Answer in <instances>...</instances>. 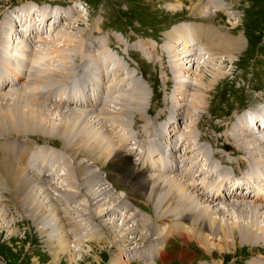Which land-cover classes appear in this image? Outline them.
<instances>
[{
    "label": "rangeland",
    "instance_id": "1",
    "mask_svg": "<svg viewBox=\"0 0 264 264\" xmlns=\"http://www.w3.org/2000/svg\"><path fill=\"white\" fill-rule=\"evenodd\" d=\"M34 1L52 2L56 0ZM57 1H63L62 3H67L72 2L73 0ZM80 1L82 4L81 9L83 10L76 16H81L83 21H76L74 22V25L71 24V27H69L70 24H68L67 21H63L61 24L54 26V29L51 30L52 32L45 29L44 34L47 36V38L44 39L51 40L52 38L56 40L53 42L61 47V49L63 47H68L69 49L70 58L67 63H69L70 66L68 67L70 69L63 65V56L61 58L62 65H60L61 63L59 62H55L56 65L59 64L57 66L58 70L67 69L71 71L73 68L72 70L75 72L71 71L69 73V71H66V73L68 72V75H73L75 77V75L77 76L80 74L82 70L81 67L84 68L90 64H92V68L94 69H101L105 71L106 69L108 70L110 66L115 69L113 65H115L118 62L119 57L121 58L122 56L123 61H130V65L127 67L136 69L138 73L142 71L144 83L147 81L146 88L141 89L140 92L134 93V96L137 95L142 97L139 105L137 103L136 105L129 102V104L123 108L122 111H120V103L129 99V97H133L131 93L125 96L122 93L113 96V106L110 110L106 111L105 106L101 110L98 109L92 111V114H89L92 116L95 115V119L93 120L98 119L95 122L98 123L97 126L99 129L107 136V138H109L111 141L110 143L112 144L111 146L116 145L117 149H119L117 143H119V145L121 144L122 140L120 141V134L123 133L130 134L139 142L147 144L156 135H159L160 131L157 129L158 123H161L164 120L166 122H171L174 120L173 117L176 116L182 122V132L192 135V138L193 136L196 137L195 139H192L188 144V147L185 148L184 155L189 156L190 154H193V159L197 158L196 160L199 161L201 167L204 169V172L205 170L206 172L210 171L211 167L209 163L214 162L215 164H218V167L213 171V173H216V170L222 166L228 170L229 175H236L238 174V171L246 173L245 165H243V163L251 161L252 159L250 155H253L255 151H257L254 154L255 158L259 157L260 151L257 149L258 143L254 142L253 144L252 142H248L249 140H244L242 145H246L247 143L248 147L254 149L252 151L247 150L242 145H237V143L234 142V139L232 137L230 138L225 132L224 124L228 123V121H220L221 118L213 120V116L239 109L240 107L245 106L247 103H251L250 100L254 99L252 93V88L254 86H258L260 88L258 93L264 95V79L261 80V85H258L261 76L258 75V79L251 73V70L254 68L257 69L262 67L264 70V0H220L223 3L224 9H218L216 7V11L214 10L213 14L211 15L206 14L202 8V10H200L199 6H197V9L195 7L192 8V5L187 3L185 0H183V2L185 1L184 4L185 6L188 4V7L184 6L182 9L176 12L170 11L167 9V7H165V0ZM181 1L182 0L179 2ZM14 3H17V1L0 0V26L2 28L4 25H1L3 24L1 15H3L5 11L11 10ZM194 4L196 5V3ZM26 17V11L21 10L19 13V18L24 20ZM214 18H216L218 25L223 26L224 29H226L227 34L241 35V38H243V49L237 53H234L232 57L223 56L221 58L217 57L215 59L210 58L209 60L207 59V55L201 56L198 52L192 58L193 62L191 61V63H194L192 66L189 61L190 58L188 57L191 54L188 55L186 54L188 52L184 51L180 52L182 55H178V51L185 50L181 49L184 46L183 43H180L182 44L181 47L180 44H177V46L171 49L170 42H168V39H165L166 36L164 37L162 34V32L169 27L168 24L170 22L176 21V19H194L196 21L198 20L212 23V19ZM167 22L169 23L166 25L165 23ZM163 24L166 26H163ZM11 25L14 26L13 22H11ZM92 25L97 28V34L94 36V40L99 41L101 44V46H97V49H95L96 47L91 44L90 38L86 36V33L83 32ZM64 27L66 28L64 29ZM2 28L1 30H3ZM171 29L172 27L169 30ZM61 30L66 31L67 33L61 35ZM65 34L68 35L63 38ZM189 35L193 36L192 31L190 30ZM177 37L179 39H183L182 36L177 35ZM184 38H186V36H184ZM188 39L191 44L190 48H197L192 42L191 37H187L185 42L188 43ZM87 40L90 42H86ZM132 42H138L141 43V45H132ZM61 43H65V45H60ZM77 46L79 50H76ZM53 47V45L50 47L43 46L44 49L39 50V53H48V51L51 52V48ZM87 48L88 52L86 51ZM185 48H187L186 45ZM55 51L57 52V50ZM66 51L67 50L64 51V54ZM106 52L110 55H105ZM79 53H83L85 55L88 54V58L92 59V61L88 60V62L86 61L85 64H81L79 61ZM189 53L191 52L189 51ZM94 54L96 55L94 56ZM58 56H60V54L56 53L54 59L59 58ZM177 57L181 60L185 59V63L182 62L181 65H185L186 68L189 69L190 75L193 76L186 78L190 80V83L185 88V90L181 92V94L176 95L172 90L174 87V82L179 75V72L175 71L176 66L175 69L173 68L174 64H176L175 62H180ZM202 58H205L206 60ZM27 60H29V58H27ZM45 60V62L52 63L50 66H53V64L55 65L53 60H49V58H46ZM30 62L31 61H29V63ZM93 63L95 64L93 65ZM105 64L107 65L105 66ZM62 66L63 69H61ZM121 66V63L118 62V68L115 69V74H119H117V77L115 74H113L111 81L116 79L115 81L117 83L119 82L118 84L122 87V89L127 90L128 85L130 84V79L127 77V71L125 69L122 70ZM53 68V73L57 74V68L54 66ZM216 70L219 71L220 74L215 80V83L213 82L212 85H209V79L213 78L211 73L215 72ZM61 73L62 72L58 74L59 80H63L65 78V75ZM196 74H202L203 76V81L199 85V77L193 78L194 76H197ZM47 75H45L43 71L39 73V77L35 84L42 85L37 91H40V89L43 87L45 88L58 80L55 79L57 78L55 75V78H53L52 81L50 80L51 84L47 83ZM60 75H62L64 78ZM120 81L122 83L124 82V85L121 84ZM44 83L47 84L43 85ZM195 84L204 91H196ZM24 88L26 89L28 86L26 85L24 87L23 85V87H20L21 90ZM20 89L18 88L17 92H21ZM16 90L14 89V91ZM9 92V99H12L13 96L15 97L20 94L17 92L12 93L13 91ZM199 92L203 94L202 96L205 101L203 103L200 102L199 107H189L191 105H189L191 100L197 102L196 98L199 97ZM3 94H6V92H2L0 97ZM8 95L5 97L8 98ZM11 95H13L12 98ZM32 97H34V95H32ZM39 102L46 104V106L49 108H53L54 111L51 115H47L48 117L45 118L44 122H42L44 119H41L35 124L33 122H35L36 119H34L33 116L27 117L26 121L22 119L17 120L16 117L10 119L11 117L9 116L11 113L9 114L8 109H5V107L3 109L0 108V114L6 118L4 122H0V131L2 129L5 132L10 131L7 133L8 136L6 137L1 134L0 141H5V146L8 145L9 140L15 139L20 141L29 140L30 142V147H24L22 150L21 148L12 147L9 151L7 150L0 152V158H8V161L15 164L17 163L24 169L29 168L34 175L36 174V176L38 175V177L43 178L46 184H51V182L54 181L52 176L47 175L48 173L53 172L56 173L55 176H58L63 170L64 172L67 170L68 173H70L67 176V178H69L66 179L68 180L67 182H73L74 178L76 181H78L77 177H79V174L80 176L81 174L82 176H85L86 179L91 177L93 179L95 178L100 180V183H102L101 187L99 188L96 186V188H103V190L107 189V191L110 190V193L115 192V198L113 201L115 202V209L110 213L109 210L107 212V205L102 206L99 204V206L93 207V211L90 215L85 214L86 211L84 210L78 213L79 209L81 208V204H84L83 195L85 193V189L79 184L80 192L77 193V190L71 192L72 190H70L69 187H66V182L65 185L64 183L60 184L57 179V184L55 181L52 185H55L56 187L58 186L59 188L56 191H51V187H49L48 190L51 191H49V195L52 196L51 202L53 206L56 207L55 209L58 210L55 218L57 219L55 222L58 224V231L60 230V235H65L62 238L66 241L62 240V242L60 241L58 243V241L52 239L51 241H53L56 245L59 244V247H54V250H51L50 239L54 237L60 240L61 238L58 233H55V229L49 225L51 221H49L50 223H44L39 218V223L33 222V219L28 216V209L24 208L21 211L17 209L11 198H9V194L11 192L6 190L8 189L7 187L2 186L0 187L3 189H0V260L4 264H149L150 261L153 262L149 257H145L144 252L149 253L148 251H150L152 248L146 249L145 247H151L152 244L156 247V242H158L157 239H154V236L149 234L148 236H152V239H150L147 244L142 245L140 237H138L136 234H132V236L130 234H125V229L130 227L132 222L122 227L121 220L119 218L125 214V216L131 215V213L137 215L135 216L136 218H141L142 215H146L150 216V218L153 217L155 221L153 223L155 224L157 219L156 215H154V210L156 208V206H154V201L151 199L146 200L145 195L142 196L136 192H133L136 197L132 200V204L124 205L121 203L120 199L125 196V192L129 190L130 184H126L123 181L124 177H121L119 173L118 176L115 175L114 178L112 177L113 179H111L110 185L106 183L108 188L103 185L104 179L101 180L99 176L103 175L102 171L108 167L109 163L107 160L103 159L102 151L99 150L96 145L93 146L92 142H86L82 140L83 137H78L76 144L71 145V148H68L67 146L70 139L73 138L72 136L76 134L78 130L81 131L82 134H84V132L86 134L90 132L88 129L93 128L90 126L87 128V124L84 122L87 121L84 120L85 116H78L79 119H76V121L79 123H74L73 125L75 126L72 127V124H70L73 121L72 119H70L71 122L65 119H58L56 117L57 110H55L56 108H54L52 104H47L43 101ZM10 103L11 101H9V104ZM261 103H263L264 106V100H261ZM193 105H195V103H193ZM62 109L66 110L65 108ZM189 112H191L193 116L190 115ZM150 113L152 116L149 117ZM104 115H106V119L105 117H102ZM22 122H24V124ZM63 123L65 125L69 124L71 127L67 125L68 128L65 135L58 137L54 130L59 129V127L61 129H66V126H61L64 125ZM90 123L92 124L93 122ZM11 126L15 128L13 131L11 130ZM81 128L84 130L82 131ZM254 128L257 129L256 126ZM26 130L28 132L25 134ZM16 131H19L20 133H17ZM258 131L261 132L259 135L264 134V129L260 131L258 128ZM71 133L72 135H70ZM88 134L92 135L93 133L90 132ZM178 136L180 137V135ZM103 137L104 136H102L101 141ZM237 137L240 136L238 135ZM109 140L107 139L106 141L109 142ZM130 144L131 143L128 142V145ZM251 144L254 147L251 146ZM62 146H64V150L61 149ZM130 147L135 148L136 145L131 144ZM111 148L112 147H110L107 152L110 151ZM227 148L230 150H227ZM9 152L12 157L8 154ZM2 153L6 154L7 156L2 155ZM8 156H10V158ZM123 156L125 157L124 153ZM16 157L18 159H16ZM61 157H63V160H60ZM258 159L260 160V157ZM78 161L79 164L82 165L80 167L81 172L78 169ZM43 167L49 168V170L41 175ZM51 168H53V170ZM88 168L90 169L87 170ZM107 170L112 172L114 169L108 167L106 171ZM73 172L74 175L71 174ZM203 175L206 174L204 173ZM237 199L240 200V198ZM70 209H72V211ZM98 210H104V215H97ZM247 212L248 213L244 215L245 218H247V221L249 222L251 218L255 220V229L253 230L259 232V229L257 228L258 226L260 229L264 230V208H261L259 212L255 213L250 210H247ZM23 213L26 216H24ZM229 213L230 216H227V218L230 219L228 220L229 223L234 221L237 222L242 216L238 215L239 213L236 214L235 210H231ZM144 216L142 218H146ZM181 222L183 223L181 224L183 226H186L188 223L186 221ZM164 226L165 225L163 223L159 222V228L161 230ZM121 227L124 231H119V228ZM141 227L142 226L139 227L140 232H142ZM93 233H96V235L98 234L97 237H94L95 234ZM92 235L94 236L92 237ZM179 238L180 236L173 233L167 236V238L164 240V243L159 242L161 245L164 244L163 247H165V251L167 249V251L172 254V257L178 258V260L172 264H211L212 262H221V264H252L251 261L256 262L257 260H262L261 258L264 257L263 240L247 242L239 239L237 240L236 244L226 247L221 252L213 249V253L209 255L205 251H202V249H200L193 241L184 244ZM136 242L137 244L141 243V247H144L145 250L142 252H140L141 250H136V247L138 246H133L132 249H127L128 246L135 245ZM115 255L119 256V258L121 257L122 260L118 261V263H114L113 257H115ZM163 258L166 259L167 257ZM259 264H264V260H262Z\"/></svg>",
    "mask_w": 264,
    "mask_h": 264
},
{
    "label": "bare ground",
    "instance_id": "2",
    "mask_svg": "<svg viewBox=\"0 0 264 264\" xmlns=\"http://www.w3.org/2000/svg\"><path fill=\"white\" fill-rule=\"evenodd\" d=\"M179 1L180 0H165V7H167V9H169L170 11L176 12L185 6L184 2L186 1L187 3H190L192 5V6L190 5L192 8L195 7L197 9V6H199L200 10L203 9L204 12L206 14H209V15L213 14L216 7L218 9H224L223 3L220 0H203V1L185 0L184 2H183V0L181 2H179ZM17 2H21V1L18 0ZM194 3H196V5ZM186 6L188 7V4H186ZM47 20H49V19H47ZM76 21L80 22L83 20H82L81 16L80 17L76 16L75 18H71L68 22V24H70L69 27L72 26L71 24L74 25V22H76ZM182 23L183 22L176 24L175 26L172 27L171 30H169L168 32L165 33L166 38L168 39L167 41L170 42L171 49L173 47L177 46V44H179L181 42L183 43L184 46L181 49H185V50L180 49L181 51H178L179 52L178 55L180 54V52H184V51L188 52V53H186L188 55L190 54L189 51L194 55L199 52L201 56L207 55V59L210 60V58L215 59L217 57L221 58L223 56L232 57L234 53H237L241 49H243L244 41H243V38H241V35H233V34L229 35V34H227L226 29H224L222 27H220V28L217 26L212 27L209 25L200 24L198 22L193 23L195 25H193L191 23H184V24H182ZM1 25H4V21H3V24H1ZM1 28H0V30H1ZM65 28L66 27H64V29ZM189 30L192 31L193 36L189 35ZM61 31H60L61 35H63L64 33H67L66 31H63V30H61ZM67 35L68 34H65L63 36V38ZM177 35L182 36L183 39L182 38L179 39L177 37ZM184 36H186V38L191 37L192 42L194 43V41H195V42L199 43V45L202 46V49L199 47L198 48H194V47L190 48L191 44L188 46V43L185 42L186 38H184ZM59 38H60V36H59ZM88 40L86 42H90ZM183 40H184V42H183ZM53 41H56V40H54L52 38H51V40H46V39L40 40L38 47L34 49V54L33 55L31 54L30 56H28L29 60L33 57L32 59H33V63H34L33 73L29 76V78L27 80H24V83H23L24 87L27 85L28 88H26V89L24 88L23 90H21L19 88L21 90V92H17L18 89L17 90L15 89L16 91H13L12 93L17 92L20 94L15 96V97L13 95H11V98L13 96L12 99H9L10 96L8 95L11 92H9V93L6 92V94H3L0 97V108L3 109L5 107V109H8L9 114L11 113L9 116V117H11L10 119H13V117H16L17 120L22 119V120L26 121L27 117L33 116V118L36 119V121L33 122L35 124L41 119H44V120H42V122H44L45 118L48 117L49 114L51 115L52 112L54 111L53 108H49L48 106H46V104L37 101L35 99V96L32 97V95H34L33 94L34 92L35 93L39 92L37 90L42 85V84H40V85L35 84L37 82V79L39 77L40 72L43 71L45 75L48 74L47 75V78H48L47 83H50V80L52 81V79L55 78V75L57 76V78H55L57 80L59 77L58 74H60V72H62L61 74H64L65 76L68 75V72L66 73V71H69V70L63 69V66L61 67V69H63V70H58L57 66L59 64L56 65V63H58V62L61 63V58L64 56L62 59L63 63H64L63 65L66 66L68 69H70L68 67L70 65H69V63H67L69 61V58H70L69 49H68V47L67 48L63 47L61 49V47H59ZM79 42H81V41H79ZM51 45L54 46L53 48H51V52L48 51V53H46V52H44V53L40 52L39 53V50L44 49L43 46H49L50 47ZM60 45H65V43H61ZM73 45H74V43H73ZM185 45L187 46V48H185ZM56 46H58V47H56ZM81 48H82V46H81ZM188 48H190V49H188ZM95 49H97V47ZM99 49H101V48H99ZM55 50H57V52ZM62 50H64V51L67 50V51L64 54V51H62ZM76 50H79L78 46H77ZM81 50H83V49H81ZM86 51L88 52V48L86 49ZM77 52H79V51H77ZM56 53L60 54V56H58L59 58H57V59L55 58L56 59L55 60L54 57L56 56ZM101 53H103V52H101ZM106 53H105V55H110V54H108V53L106 54ZM79 55H80V53H79ZM191 55L188 56L190 59H191ZM111 57L114 58L113 56H111ZM46 58H49V60H53L54 61L53 63L56 62L55 63L56 66L54 64H53V66L55 68H57V70L55 69L58 72L57 74L53 73L54 68L52 65L50 66V64H52V63L45 62ZM92 58H94V57H92ZM106 58H107V56H106ZM109 59H111V58H109ZM190 59H189V61L191 63ZM202 59H205V58H202ZM89 60L92 61V59H89ZM95 60H96V58H95ZM178 60H180V62ZM178 60H177L178 62H175L176 64H174V66H173L174 69L176 66L175 71L179 72V75L177 76L178 79H177V82L175 84V91H180L182 89L181 86H184V88H186L188 86V84L190 83V80H188L186 78L187 77L189 78V76H191V77L193 76V75H190L189 69H187L185 65L184 66L181 65L182 62L185 63L184 62L185 59L181 60L178 58ZM174 61H176V60H174ZM109 62H110V60H109ZM198 62H200V61H198ZM71 63H73V62H71ZM89 63H90V61H89ZM94 64L95 63H93V65ZM107 64H105V66ZM116 64H118V62ZM191 64H192V66L194 65V63H191ZM60 65H62V63ZM101 65H103V64H101ZM108 66H110V65H108ZM81 68H83V67H81ZM59 69H60V67H59ZM72 69H71V71L75 72ZM71 71H69V73ZM115 71L116 70L114 69V74H115ZM120 71H121V68H120ZM117 74H119V73H117ZM117 74H115L116 77H117ZM211 74H212L213 78L209 79V85H212L213 82L215 83V80L218 78L220 72L216 70L215 72H212ZM194 75H195V73H194ZM60 76H62V75H60ZM191 77H190V79H191ZM195 77H197V78L199 77V79H200L199 83L197 82L199 85L203 81V76H202V74H198L197 76H194L193 78H195ZM59 81H61V80L58 79L55 83H53V84L50 83L51 84L50 86L58 84ZM118 81H119V79H118ZM47 83H44L43 85H45ZM123 83L121 82V84H123ZM50 86H47V87H50ZM195 86H196V91L197 90H199L200 92L204 91L202 88L198 87L196 84H195ZM200 92H199V97L196 98L197 102H194V100H191L189 103V105L190 104L191 105L189 107H191V108L199 107V103L200 102L203 103L205 101V99L202 96L203 94H201ZM3 93H5V92H3ZM194 94H196V93H194ZM6 95H8L7 96L8 98L5 97ZM124 96H125V94H124ZM132 96L133 97H129V99L122 101L120 103L121 104L120 111H122L123 108H125L129 104V102H131L133 104L137 103L138 105L140 104L142 97L141 96L139 97L137 95L134 96V93L132 94ZM192 99H194V98H192ZM9 101H11L10 104H9ZM193 103H195V105H193ZM54 108H56L55 110H57L56 117L58 119L69 120V122H71L70 119H72L74 121V122L72 121L70 123V124H72V127L75 126V125H73L74 123H76V122L79 123L78 121H76V119H79L78 116H81V115H84L85 116L84 120H87V121H84L87 124V128H88V126L93 127V128L89 127L90 129H88L91 133H93L92 135L88 134L90 132H88L86 134L84 132V134H82L81 131H79V130L77 133L75 132L76 134H74L72 136L73 138L70 139L69 144H67V146H68V148H71V145L76 144L78 137H83L82 140H84L86 142H92L93 146L96 145V147L102 151L103 159L107 160L109 163L108 167L114 169L112 172H109V173L107 171H105L106 174L104 175V177L101 175H100L101 177L99 176V178L101 180L104 179L103 185L105 187H107L106 183L110 184L111 179H113L115 175L118 176L119 173H120L121 177H124L123 181L126 184H130L129 190L127 189L128 191L125 192L126 193L125 196H123L122 199H120L121 203H123L124 205L132 204V200L136 197L133 194V192H136L137 194L142 195V196L145 195L146 200L151 199L152 201H154V206H156V208L154 210V215H156V219H157V222L155 224L153 223V222H155L153 217L150 218V216L142 215V217L144 216L146 218H142V217L136 218L135 216H137V215H134L133 213H131V215H128V216H125L126 215L125 214L124 216L120 217L119 219L121 220V224H122L121 226L122 227L126 226L127 224L132 222L131 223L132 225L130 227H128L127 229H125V234H128V235L130 234L131 236H132V234H136L138 237H140V239L142 241L141 242L142 245L147 244L150 241V239H152L151 238L152 236L151 237L148 236L149 234L153 235L154 236L153 238L157 239V241H158V242H156L157 244H156L155 251H157V254L161 255L162 258L167 257V256L161 253V249L163 248L164 244L161 245L160 243H164V240L167 238V236H169L173 233L180 236L179 239H181L184 244L193 241L200 249H202V251H205L209 255H211V253H213V249H216L218 252H221L226 247H229L230 245L236 244L237 240H239V239L242 241L243 240L247 241V242H255L257 240H260V241L263 240L264 241V230L260 229V227L258 226L257 228L259 230L258 229L257 230L259 232L254 231L253 229H255L254 228L255 227V223H254L255 220L251 218L250 221L248 222L247 218H245V216H244L245 214L248 213L247 210H250L254 213L259 212L261 208L262 209L264 208V205H259L256 202L252 203L248 200L246 201V200H242V199H240V200L237 199V200H234L231 202H226V203H222V204L218 205L217 203H213L209 200L204 199L202 196H200L197 193L191 192L189 190L187 184L180 183L179 181L175 180L172 177H167V176L166 177H160V176L152 175V174L147 175V174H145L143 167L138 166V162H136L137 160L135 158L129 160L126 156L125 157L123 156V152L121 151V149H117L116 145L111 146L112 145L110 143L111 141L99 129V127L97 126L98 123L95 122L98 119L93 120V119H95V115L94 116L89 115L90 113H87V112L82 111V110H80V111L73 110L72 111L71 109L66 108V110H67L66 111V110H63L62 107H54ZM128 110H131V109H128ZM106 111H108V110H106ZM54 113H56V112H54ZM42 114H43V116H42ZM189 114L192 115L191 112H189ZM104 116L106 119V115H104ZM263 116H264V106L262 103V106L259 109L255 110V113L253 116L254 124L252 123L251 128L250 127L245 128V133L249 132L251 135H253V133H254L253 128L255 126L257 128L256 129L257 131H258V128L260 129V131H262L264 129V127H262V129H261L260 126L257 124V121H262L264 123V117ZM5 120H6V118L3 117L2 114H0V122L2 123ZM100 120H102V119H100ZM52 121H53V119H52ZM59 121H61V120H59ZM24 122H22V123L24 124ZM90 122H93V123L91 124ZM12 125H13V123H12ZM67 125H69V124L61 125V126H66V129H64V128L61 129L59 127L60 126L59 125L58 126L59 129L54 130V132L57 134L58 137L65 135L67 128H68ZM33 126H35V125H33ZM36 128H37V126H36ZM13 129H15V128L12 127L11 130L13 131ZM81 130L83 131L84 129L81 128ZM19 131H16V132L20 133ZM9 132H5L2 129L0 131V135L3 134V136L6 137V136H8L7 133H9ZM27 132L28 131L26 130L25 134ZM192 133H193V131H192ZM258 133H261V132L258 131ZM186 134L188 135V133H186ZM70 135H72V133ZM102 136H104V137L101 141ZM107 139L109 140V142L106 141ZM260 139L264 142V134L259 135V137H256L255 141H252V143L254 144V142H255V143H258V145H259L262 143L260 141ZM242 140L244 142V140H247V138H243ZM1 141H3V140H1ZM234 142H236L237 145H242L240 137L236 138ZM248 142H251V141L249 140ZM4 143H5V141L1 142V144H0V152L2 150H4L5 148H7V146H5ZM242 146H244V148H246L249 151L254 150L251 147H248L247 143H246V145H242ZM251 146H253V145L251 144ZM110 147H112L111 150L107 152V150H109ZM256 152L257 151H255V153ZM251 153H253V152H251ZM254 154L250 155V153H249V155L252 159L258 160L259 157L256 156L257 158H255ZM2 155H6V154L2 153ZM10 156H8V157L10 158ZM194 156H195V154H194ZM17 157H16V159H18ZM13 158H15V157H13ZM6 159H4V157H3V159L0 160V187L4 186V187L8 188L6 190H9L11 192L9 194V198H11V200L13 201V204L16 205L17 209H19L21 211L22 209L27 208L28 212H29L28 216H30L33 219V222H35V223H39L40 220H42L44 223H50L49 221H51V223L49 225L52 226L56 231L55 233H58L59 235L61 232H60V230L58 231V227H57L58 224L55 222V220H57L55 218H56V215L58 213V210L55 209L56 207L53 206V204L51 202L52 196L49 195L50 190H48L49 187H51V191H56L59 188L58 186L56 187L55 185H52L53 182H55V181H56L55 183L57 184V179L60 182V184L64 183V185H65V182H66V187H69V189L72 190L71 192H74L76 190H77V193L80 192V189H79L80 185H82V187L85 189V191H84L85 193L83 195V197H84L83 203L84 204L79 203V204H81L82 209L80 208L78 213L81 212L82 210H84V211H86L85 214L90 215L91 212L93 211V207L99 206V204L102 206L107 205V207H106L107 212L109 210L110 213H111V211H113L115 209V207H114L115 202H113L114 198H115L114 197L115 192L110 193L111 192L110 190L109 191H107V189L103 190V188L99 189L101 187V184H102V183H100V180H97L95 178L93 179L91 177L86 179L85 176H82V174L80 176V174H79V177H77L78 181H76V179L74 178L73 182H67L68 180H66V179H69V178H67V176L70 173H68L67 170L65 172L63 170L60 174L58 173L59 175L57 174L58 176H55L56 173H53V172L48 173L47 175L52 176V178H54L53 179L54 181H52L51 184H46L45 181L43 180V178L38 177V175L36 176V174L34 175L32 173V171H30L29 168L24 169L21 166H19L17 163L15 164L13 162L8 161V158H6ZM20 161H21V159H20ZM77 164H79V161L77 162ZM81 166L82 165H80V164L78 165V169L80 172H81V169H80ZM51 169L53 170V168H51ZM89 169L90 168H88L87 170H89ZM205 172H206V170H205ZM71 174L74 175V172ZM56 177H60V178H56ZM47 179H46V181L48 182ZM87 180L90 182H88ZM96 186H98L99 188L98 187L96 188ZM1 190H3V189H1ZM144 193H146V194H144ZM12 194H14V195H12ZM230 209L232 211L235 210L236 214L239 213L238 215H242L237 222H235V221L231 222V223L228 222V220H230V219H228L227 216L228 217L230 216V213H229V211H231ZM70 210L72 211V209H70ZM73 211H75V210H73ZM75 212H77V211H75ZM104 213H105L104 210H98L97 215H104ZM23 215H24V213H23ZM24 216H26V215H24ZM36 217H37V219H36ZM39 218H40V220H39ZM181 221H183V222L186 221L188 223L186 226L185 225L183 226V225H181V224H183ZM159 222L163 223L165 225L162 230L159 228ZM140 226H142L141 227L142 232L139 231ZM122 227L119 228V231L123 230ZM143 231H144V234H143ZM93 234H95V236L92 235V237L93 236L97 237V235H98V234L96 235V233H93ZM60 236H61L60 240L58 238H54V237H52L50 239L51 250H54V247H59V244L56 245L53 241H51L52 239H54L55 241H58V243L60 241L62 242V240L66 241L65 239L62 238L65 235H63V236L60 235ZM141 243L137 244V242H136L135 245L128 246L127 249H132L133 246H138V247H136V250L138 249V250H141L140 252H142L143 250H145V248L146 249L152 248L148 252H150L151 255H154V254H152V250H153V248H155V246L153 244H152V246L150 245L151 247H145L144 248V247H141ZM147 254L149 257L150 254L149 253H147ZM121 260H122V258L121 257L119 258V256L115 255V257H113L114 263H118V261H121ZM163 260H164V258H163ZM123 261H124V258H123ZM149 264H153V262L150 261ZM208 264H210V263H208ZM211 264H221V262H214V263L212 262Z\"/></svg>",
    "mask_w": 264,
    "mask_h": 264
},
{
    "label": "water",
    "instance_id": "3",
    "mask_svg": "<svg viewBox=\"0 0 264 264\" xmlns=\"http://www.w3.org/2000/svg\"><path fill=\"white\" fill-rule=\"evenodd\" d=\"M18 1V0H17Z\"/></svg>",
    "mask_w": 264,
    "mask_h": 264
}]
</instances>
